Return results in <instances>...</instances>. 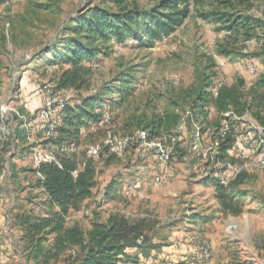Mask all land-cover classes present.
I'll return each mask as SVG.
<instances>
[{"label": "rangeland", "instance_id": "1", "mask_svg": "<svg viewBox=\"0 0 264 264\" xmlns=\"http://www.w3.org/2000/svg\"><path fill=\"white\" fill-rule=\"evenodd\" d=\"M158 1L137 0L136 4L148 10ZM94 6L115 9L112 0H0V174L5 179L0 188L4 195L13 194L16 200L19 194L21 201L32 205L21 210L26 213L41 204L39 193L22 188L35 190L34 149L46 151L50 146L36 125L44 86L52 87L70 106L95 96L102 98L100 109L112 105L108 107L113 108L108 126L99 125L95 132L87 129L79 135L78 161L89 147L104 148L107 129L118 138H130L140 130L134 122L140 117L174 113L180 117L182 129L177 126L157 140L170 153L172 176L167 181L161 178L154 152L143 151L137 144H130L120 153L101 150V155L93 159L97 170L93 197L82 204L79 212L69 213L67 225L86 230L92 220L106 222L111 216L131 222L147 220L151 228L147 236L156 249L146 257L139 253L140 264H183L199 244H208L212 249L208 264H225L234 256L264 264V207L260 205L264 204V148L258 154L262 136L257 131L252 130L251 140L246 137L247 127L258 123L249 116L243 118L246 126L237 128L238 145L225 162L215 156L209 158L212 138L220 125L217 115L208 112L198 119L194 117L200 111L195 99L204 79L224 86L240 79L246 84L256 80L264 70L262 60L252 55L258 51L257 44L242 37L236 41L226 32L217 31L219 26L203 17L215 6L210 0L202 8L191 5L188 18L162 45L157 42L151 49L129 43L125 48L112 43L100 46L107 55H100L92 67L82 63L89 73L80 74L79 88L63 89L59 85L69 66L47 67L45 60L65 45L70 36L67 28L74 26V20ZM234 11L264 23V0L253 1L246 9L235 6ZM222 49L235 50V54L224 56L219 53ZM245 61L253 64L255 74L244 71ZM126 75L132 76L129 86L134 88L133 95L124 101L117 93L107 95L110 90H118ZM173 77L178 79L176 84ZM236 173H244L246 182L237 189L243 213L233 217L220 213L211 178L222 175L229 180ZM127 184H131L130 192L126 191ZM46 209L33 210L32 215L44 214ZM8 238L13 240V235ZM13 253L17 260L12 264L23 262L22 247ZM130 253L137 256V251Z\"/></svg>", "mask_w": 264, "mask_h": 264}, {"label": "trees", "instance_id": "2", "mask_svg": "<svg viewBox=\"0 0 264 264\" xmlns=\"http://www.w3.org/2000/svg\"><path fill=\"white\" fill-rule=\"evenodd\" d=\"M208 1L210 0H159L156 6L148 10L137 7V0H112L114 10L94 6L87 14L74 20L73 27L67 28L70 36L65 45L58 52H52V58L46 59L45 65L58 67L59 64H67L69 69L63 73L59 87L78 89L80 74L89 73V68L84 69L82 63L92 67L100 55H107L100 46L106 47L112 43L115 47L125 48L129 43L130 46L135 44L137 47L154 48L157 42L170 36L188 18L191 5L202 8ZM213 1L215 6L205 12L203 17L218 25L217 31L226 32L236 41L239 37L246 42L253 40L258 51L252 55L262 60L261 65L264 68V32H258L264 29V23L234 11L235 6L246 9L256 0ZM219 53L229 56L235 54V50L222 49ZM126 77L128 78H123L117 92L110 90L107 95L117 93L121 101L131 97L134 92V88L129 86L132 84V76ZM212 85L207 78L202 81L195 99L200 111L194 117L198 119L201 115L206 116L208 112L217 115L220 125L213 135L212 144H218L216 158L225 159L227 162L229 152L238 145L237 128L242 118L249 116L258 126L264 128V70L250 84L240 79L233 85L221 86L216 96L209 92ZM101 100L102 98L95 96L81 100L73 106L66 103L62 114L60 113L61 126L56 125L55 128L54 134L59 136L54 137L52 143L57 148L64 145L68 151L56 155L58 164H41L32 170L35 177L39 174L42 178H36V186L46 197L47 212L45 216L21 212L13 220L22 234L27 263L139 264L138 256L130 251H141L146 257L150 251L156 249L150 245L147 234L151 228L144 219L135 222L121 216H111L106 222L95 219L86 230L76 225L68 226L66 223L69 213L79 212L82 204L93 197L96 187L95 161L86 157L78 161L76 154L70 153V145L74 144L76 148L81 131L87 130L90 124L98 123ZM192 108L196 109L195 105ZM109 110L111 112L113 108ZM134 122L135 127L146 132L147 140L151 141L171 134L179 125L180 117L174 113H165L140 117ZM223 125H227L228 132L224 139H220ZM39 130L42 131L41 128ZM250 148L254 149V146L251 145ZM260 148L258 154L261 155L264 147ZM226 171L225 169L222 175ZM222 175L219 177L228 181L226 185L219 178H211L214 200L220 213L238 217L243 213L244 204L237 189L246 182V176L244 173H236L228 180ZM260 205L264 207L263 203ZM262 253L264 257V246ZM225 264L252 263L234 256Z\"/></svg>", "mask_w": 264, "mask_h": 264}, {"label": "built area", "instance_id": "3", "mask_svg": "<svg viewBox=\"0 0 264 264\" xmlns=\"http://www.w3.org/2000/svg\"><path fill=\"white\" fill-rule=\"evenodd\" d=\"M169 36L163 37L158 44H164ZM174 49V48H173ZM244 67V71L250 75H253L256 73L255 67L253 66L252 63L250 62H244L242 64ZM178 82V79L176 77H173V84H176ZM223 86L222 82H217L213 84L209 90L210 94L213 96L217 95L218 89ZM66 105V100L61 99L56 91L50 87V86H44L43 91H42V100H41V105L40 108L36 112V125L40 129H42V135L45 137L47 141H49V148H46V151H42L39 149H34V154H33V159H34V168H37L41 164H46V163H54L58 164L57 157L56 155L58 153H66L68 151V148L64 145L60 146L57 148L55 145L52 143V139L54 138V133H55V128L57 125V122L59 120L58 116L62 112L63 108ZM111 120V112L109 108L106 106L104 109H101L100 113V119L97 124H90L88 127V130L90 132H95L100 125L101 127L103 126H108L110 124ZM179 129H182L181 124ZM246 126L245 121L243 118L241 119L239 123V128H244ZM248 131L246 132V137L247 139L251 140V135H252V130H255L258 132V134L262 137L259 139V146H262L264 144V128L260 126H252V127H247ZM85 130L81 131V135H84ZM228 132V127L227 125H223V129L221 130L220 133V139H224L226 133ZM105 141H104V148H101V146H92L89 147L85 153L86 158H92L94 159L95 157H98L100 155V152L102 149H106L108 151H112L115 153H120L123 152L127 146L130 144H137L140 149L143 151H153L154 152V157L157 159V165L159 169V176L161 178H169L171 177V169H170V162L171 157L170 153L167 149H165L158 139H154L151 141L147 140V133L144 131H136L130 138H118L116 137L110 130L105 131ZM29 140V139H27ZM217 146L218 144H212L211 145V150H210V156L209 158H216L217 156ZM71 152L76 154V148L74 144L70 145ZM51 153H48L49 151H52ZM264 155V153H263ZM73 175H76L75 173ZM204 176L208 175L206 173L203 174ZM200 176V177H204ZM36 178L41 180V176L39 174L36 175ZM214 178H219L221 183L226 185L227 180L221 179L219 176L215 175ZM88 212H85V215H87ZM67 219V217H66ZM9 229V230H8ZM11 229V220H8L7 224V231L10 233ZM212 257V249L208 244H199L195 246L190 252L186 260L183 262V264H208ZM163 264H180V263H174V262H168V263H163Z\"/></svg>", "mask_w": 264, "mask_h": 264}, {"label": "crops", "instance_id": "4", "mask_svg": "<svg viewBox=\"0 0 264 264\" xmlns=\"http://www.w3.org/2000/svg\"><path fill=\"white\" fill-rule=\"evenodd\" d=\"M157 170H158V165H157ZM156 178H158V177H156ZM139 179H141V177L138 178V180ZM3 181H5V179L3 178L2 174H0V184ZM6 181H7V179H6ZM158 181L159 180H156V182H158ZM166 181H167V178H166ZM165 182H162L161 184H157V183L153 182V184L154 185H162ZM128 187H131V184H127V186H126V188H127L126 191L130 192ZM31 188H22V190L29 191V193H32L31 191H33L34 193H39V200L41 201V204H39V205L35 204V206L32 207L33 210L45 209V207H46V197L40 192V190L37 189V186H35V190L34 189L31 190ZM4 192L5 191L0 188V264H10V262L12 264V260H14L15 262L17 260L16 259L17 257L14 256L13 251L14 250L16 251V248H18V247H22L23 248V244L24 243L22 241V234H21V232L19 231V229L15 225H14V228L16 230V233L13 231V229H10V233L7 231L8 220L10 219V216L14 220L15 217L19 213L24 211L23 208L27 209L28 207H30L32 205L30 204V206H29V205H27L26 202L21 201L19 194H16V197H18V198H16V200H15L12 197L13 194L11 196L8 195V194L4 195ZM32 208H30V209H32ZM21 210H23V211H21ZM33 210H32L31 213L34 214L35 212ZM46 212H47V209H46ZM45 214L46 213L37 214V215L45 216ZM10 234L13 235V240H10L8 238V235H10ZM133 251H137V256L139 258V264H140V257H139L140 254L139 253L142 254V252L138 251V250H133ZM24 256H25V254L22 255L23 262L21 261L20 264H24V262L26 260V257H24ZM27 264H31V262L29 261Z\"/></svg>", "mask_w": 264, "mask_h": 264}]
</instances>
